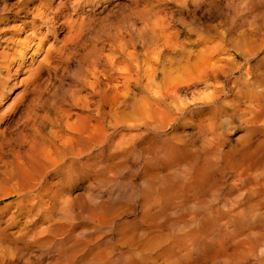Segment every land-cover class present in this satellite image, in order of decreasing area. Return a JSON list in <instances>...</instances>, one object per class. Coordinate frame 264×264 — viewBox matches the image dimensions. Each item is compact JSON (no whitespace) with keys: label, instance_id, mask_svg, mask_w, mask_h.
I'll return each mask as SVG.
<instances>
[{"label":"bare ground","instance_id":"obj_1","mask_svg":"<svg viewBox=\"0 0 264 264\" xmlns=\"http://www.w3.org/2000/svg\"><path fill=\"white\" fill-rule=\"evenodd\" d=\"M4 1L0 264H264V0Z\"/></svg>","mask_w":264,"mask_h":264},{"label":"rangeland","instance_id":"obj_2","mask_svg":"<svg viewBox=\"0 0 264 264\" xmlns=\"http://www.w3.org/2000/svg\"><path fill=\"white\" fill-rule=\"evenodd\" d=\"M3 0H0V8L3 6ZM75 1V0H70ZM125 0H78V2L84 6V10L91 11L93 8L96 9V13H101V17H106L104 19H101L98 21L95 19L94 21H91L87 23L86 26V33H85V46L86 48H89L91 45V41L94 40L97 31L102 28L104 35L108 32L113 31L114 29H126V25L123 24V19L121 18L119 14V2H124ZM227 1L230 0H220L221 7L224 11H227L228 5ZM5 2V8L9 9L15 6L17 0H6ZM106 7V8H105ZM234 8V6H232ZM108 13V14H107ZM8 14V13H7ZM224 14V13H223ZM0 19H1V12H0ZM213 22H217V17L213 19ZM103 25V27H102ZM101 26V27H100ZM100 33V32H99ZM98 33V35H99ZM68 65L63 69L61 66L58 70V78L60 77L63 80V88L61 91H58L59 97H64L66 100L68 99L69 94L72 92L73 88L75 87L74 79H73V70L76 66L75 60H68L66 62ZM65 65V64H63ZM264 70V63H261L259 70ZM60 75V76H59ZM62 82V81H61ZM263 82V81H262ZM236 126L233 128V130L229 133L230 143L231 146L240 147L241 145L244 146V150H247L249 147L254 148L255 144L258 142L259 138L261 140L264 139V136L256 134L254 131H252L253 127L248 125V129L240 125L238 126V122L234 120L233 122ZM242 135V140H238V136ZM261 153L263 155L262 162L264 163V144L261 147ZM258 166V165H257ZM88 183V178L84 175L80 176L78 181H76L71 187V191H77L81 187V185L85 186ZM125 217L131 219L130 214H125ZM53 254V252H51ZM50 254V255H51ZM33 264H40L39 260H35Z\"/></svg>","mask_w":264,"mask_h":264}]
</instances>
